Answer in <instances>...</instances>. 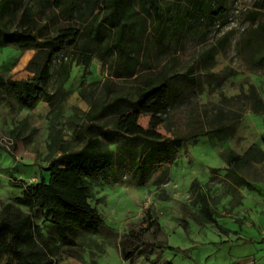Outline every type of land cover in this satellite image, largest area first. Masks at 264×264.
I'll list each match as a JSON object with an SVG mask.
<instances>
[{
  "label": "rangeland",
  "instance_id": "374dc122",
  "mask_svg": "<svg viewBox=\"0 0 264 264\" xmlns=\"http://www.w3.org/2000/svg\"><path fill=\"white\" fill-rule=\"evenodd\" d=\"M143 1L123 0L126 14L130 8L131 18L141 17ZM158 1L181 8L186 4ZM212 1L223 8V16L210 23L197 13L176 46L169 35L156 41L153 19L143 14L141 38L127 35L126 42L132 44L141 77L127 78L110 75L114 53L103 24L97 37L87 33L104 0H18L14 18L30 6L45 36L69 26L82 30L76 47L52 55L53 75L46 89L50 101L23 108L0 87V217L5 203L31 215L44 255L41 264H264V62H253L264 52V29H256L264 27V9L256 7L264 0ZM254 10L258 14L252 22ZM210 48L212 58L207 59ZM50 52L0 43V73L30 79ZM82 54L89 57L86 66ZM61 59L70 62L63 84L55 73ZM160 73L171 85L167 104V87L157 84L138 107V123L159 132L164 142L198 135L181 141L169 154L161 153L143 170L137 158L136 166L127 154L117 153L118 139H101V147L112 153L111 165L83 183L102 223L95 230L78 227L71 245L60 243L49 214L29 211L15 198L46 180L49 162L63 150L78 149L83 135H94L98 125L112 128L114 115L101 111L104 103L116 96L133 97L142 78L160 80ZM257 98L256 112L252 105ZM247 149L236 169L249 186L235 185L226 173L225 158L228 152L243 154ZM199 192L205 194L216 223L200 211ZM146 214L156 218L157 229H143ZM129 230L138 233V253L124 259L121 250Z\"/></svg>",
  "mask_w": 264,
  "mask_h": 264
},
{
  "label": "trees",
  "instance_id": "16d2710c",
  "mask_svg": "<svg viewBox=\"0 0 264 264\" xmlns=\"http://www.w3.org/2000/svg\"><path fill=\"white\" fill-rule=\"evenodd\" d=\"M49 1V0H45ZM56 3L58 0H54ZM18 0H0V43L12 44L17 47L30 49L51 50L47 59L34 71L30 79L6 78L0 73V87L4 91L11 92L13 98L21 107L32 109L39 101H50L46 89L53 72L52 55L67 47H76L82 30L78 27L69 26L59 29L53 36H45L41 28L37 27L36 19L30 6H24L18 18H14ZM185 6H173L172 4H159L158 0L143 1L139 7L143 14L151 16L153 25L151 31L155 34V40L171 36L174 46L178 45L182 38L185 27L190 24L189 20L196 19V14L205 16L210 23H214L223 16V8L216 5L212 0H185ZM145 3V4H144ZM105 7L99 10L89 20L88 35L95 38L103 26L109 32L110 46L114 53V70L110 75L115 77H141L137 68V60L134 56L132 44H126L127 35L140 39L143 28L146 26V16L131 18L133 9L123 6V0H104ZM171 5V6H170ZM264 9V2L256 6ZM258 14L257 10L251 11L249 19L253 22ZM16 19V22L14 23ZM225 21L221 22L223 25ZM256 29H264L258 25ZM111 36V37H110ZM109 46V44H107ZM213 49L205 52L207 59L212 58ZM83 64L86 66L89 57L82 54ZM255 65L264 62V52L253 58ZM33 60H30V63ZM70 62L61 59L55 71L59 84L67 81L69 76ZM142 84L134 89V96H116L103 104L101 111L114 115L112 128L98 125L94 135L82 136V144L78 149L63 150L56 158L52 159L46 171L47 179L41 178L37 183L23 191L22 195L15 198V203L27 207L29 211L34 209L44 210L49 214L56 238L64 245H71L76 237V228L85 227L95 230L101 223L102 218L96 208L91 206L88 200V187L84 185L83 178L96 177L101 171L111 165L112 153L101 147V139L112 141L118 139L116 144L117 153H125L135 162L140 160L141 170L146 165L155 162L161 153H171V148L179 146L181 141L197 136L190 133L183 137L174 138L164 142L162 135L152 129L143 128L138 123V107L143 99L150 94L157 84L163 83L167 87L166 97L163 99L167 104L169 86L164 73H160V80L154 77L142 78ZM254 111L260 107L259 98L253 101ZM205 134V132L201 133ZM250 152L247 149L243 154L228 152L225 158V169L235 185L249 182L237 173V165L244 156ZM176 150L174 158L178 157ZM137 158V159H136ZM136 159V160H135ZM139 167V166H138ZM196 180L192 184L195 185ZM200 202V211L205 217L216 223L213 211L210 209L205 194H197ZM147 230L151 227L157 229L159 224L156 218L145 216ZM36 227L29 213H22L13 203H5L0 217V261L4 264H41L42 255L35 240ZM139 236L136 230H129L124 236L122 257L133 259L138 253ZM46 250V248H45ZM50 251L49 249H47ZM46 250V251H47Z\"/></svg>",
  "mask_w": 264,
  "mask_h": 264
}]
</instances>
